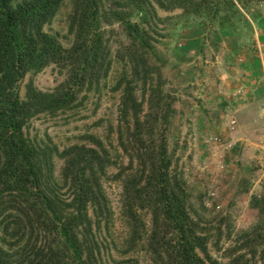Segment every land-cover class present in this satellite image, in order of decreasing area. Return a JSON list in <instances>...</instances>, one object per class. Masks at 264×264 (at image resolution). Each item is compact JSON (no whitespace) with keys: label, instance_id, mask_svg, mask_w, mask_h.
Here are the masks:
<instances>
[{"label":"trees","instance_id":"16d2710c","mask_svg":"<svg viewBox=\"0 0 264 264\" xmlns=\"http://www.w3.org/2000/svg\"><path fill=\"white\" fill-rule=\"evenodd\" d=\"M122 1L153 18V4L205 17L221 33L236 34L241 17L236 0H71V43L65 47L45 31L65 0H0V264H109L111 252L103 251L98 235L109 217L103 180L112 168L127 226L118 264H140L131 255L138 245L151 264H220L209 253L208 232L190 214L182 179L172 172L167 133L174 99L165 89L162 62L149 32L118 10ZM107 18L123 27L127 40L113 52L104 40ZM114 63L121 67L114 77L120 97L115 147L92 135L89 145L63 150L27 137L30 121L81 107L105 85ZM50 65L62 82L43 92L30 80L21 99L26 75ZM54 158L63 162L57 178ZM250 205L259 220L225 250V264H264V196H252Z\"/></svg>","mask_w":264,"mask_h":264},{"label":"rangeland","instance_id":"374dc122","mask_svg":"<svg viewBox=\"0 0 264 264\" xmlns=\"http://www.w3.org/2000/svg\"><path fill=\"white\" fill-rule=\"evenodd\" d=\"M236 1L241 8L236 34L221 33L208 18L191 17L180 9L165 11L153 4L158 18L145 16L125 1L118 9L130 22L140 24L149 32L150 42L162 62L165 89L174 99L167 133L172 172L182 179L189 195L190 214L208 232L209 253L220 264L227 262L225 250L239 238V232L248 230L259 220L258 211L250 205L251 197L264 196V164L254 157V143L258 138L253 131L260 130L251 124L242 125L240 114L231 107L223 92L226 88L217 77L226 68L241 63V56L247 54L257 57L264 65V58H260L264 51V20H256L264 17V2ZM105 7L108 9L109 5ZM70 11L71 0H65L63 8L45 27L65 47L71 43L67 21ZM102 28L111 52L127 42L123 27L113 18H107ZM120 69L114 63L105 85L83 99L81 107L65 115H41L30 121L25 130L27 137L42 147L63 150L76 144L89 145L86 137L92 135L115 147L120 97L114 89V77ZM62 79L54 65L28 74L20 84V97L24 99L25 86L30 80L38 90L48 92ZM204 89L209 92L208 98ZM213 92L219 94L215 97ZM111 154L115 157L113 151ZM116 160L121 162L120 158ZM53 162V176L57 178L63 162L57 158ZM108 172L110 177L103 180V188L109 217L102 222L98 239L103 251L111 252L109 264H118L124 258L120 250L125 249L127 226L121 183L112 178L116 169ZM142 215L145 229L149 230L150 217ZM0 246H3L1 234ZM131 255L140 264H151L142 246L138 245Z\"/></svg>","mask_w":264,"mask_h":264},{"label":"crops","instance_id":"0c3cea01","mask_svg":"<svg viewBox=\"0 0 264 264\" xmlns=\"http://www.w3.org/2000/svg\"><path fill=\"white\" fill-rule=\"evenodd\" d=\"M256 20L263 22L264 17H257ZM217 77L226 88L223 92L230 100L231 107L240 114L239 118L243 120L242 125L251 124L260 130L259 133L253 131L258 138L254 143V157L259 160V163L264 164V65L262 61L251 54L241 56V63L235 67L226 68V72L218 74ZM214 90L216 92V89ZM203 92H205V98H208L209 92L205 89ZM213 94L216 97L219 93L213 92Z\"/></svg>","mask_w":264,"mask_h":264},{"label":"built area","instance_id":"2783aa9c","mask_svg":"<svg viewBox=\"0 0 264 264\" xmlns=\"http://www.w3.org/2000/svg\"><path fill=\"white\" fill-rule=\"evenodd\" d=\"M260 58H261V59L264 58V51H262V52L260 53Z\"/></svg>","mask_w":264,"mask_h":264}]
</instances>
